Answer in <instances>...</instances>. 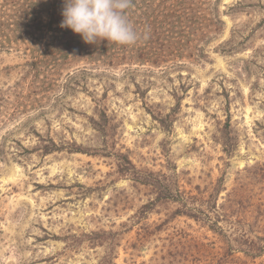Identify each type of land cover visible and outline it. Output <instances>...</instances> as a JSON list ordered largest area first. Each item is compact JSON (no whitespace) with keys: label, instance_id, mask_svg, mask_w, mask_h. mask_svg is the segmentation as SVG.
Returning <instances> with one entry per match:
<instances>
[{"label":"rangeland","instance_id":"rangeland-1","mask_svg":"<svg viewBox=\"0 0 264 264\" xmlns=\"http://www.w3.org/2000/svg\"><path fill=\"white\" fill-rule=\"evenodd\" d=\"M137 1L155 63L0 46V264H264L204 219L264 206V0Z\"/></svg>","mask_w":264,"mask_h":264},{"label":"trees","instance_id":"trees-1","mask_svg":"<svg viewBox=\"0 0 264 264\" xmlns=\"http://www.w3.org/2000/svg\"><path fill=\"white\" fill-rule=\"evenodd\" d=\"M0 1V46L4 44L22 43L28 48H37L42 54H55V57L62 55V53L65 54L67 52L65 51L66 47L67 49L70 48L73 50L72 54L77 50L78 52L76 54L78 55H91V52L99 50L111 62L114 60H128L131 62L136 58L140 61H148V57L152 59L150 60L152 63L161 60V55L152 51L146 52L141 47L144 40L148 43L154 42L158 38V35L162 34V31L161 29L156 30L153 20L149 16H145L143 12L142 17L138 16L134 18L133 14L137 12L131 6L136 3L138 11L141 2L139 4L137 0H132L130 8L126 12L128 20L141 37L133 45H118L113 42H107L106 40L100 43L98 42L97 44H87L79 34L73 33L68 28H61L59 25L63 19L61 15L63 1L60 7L53 6L55 3L54 0ZM12 34H18L21 37H15ZM73 37L76 38H74L76 45L69 42ZM119 170H124V167L119 166ZM242 203L239 199L235 200L234 195L227 193L224 203L218 206L214 203L212 207L213 215L205 214L204 219L210 222L208 227L213 232L223 236L227 230L220 225V222H224L226 225L228 224L232 228V231L235 230V232H238V240H236L238 244L248 247L253 253H262L264 252V231H262L264 227L259 225L262 228V234L256 235L254 232L257 231L254 229V226L256 221H264V206H262V203H259L254 209V206L246 209ZM182 205H185V201L182 202ZM250 205L251 203H248L247 207H250ZM197 210L199 209L194 211ZM174 213L186 214L194 219L198 217L195 212H185L178 208ZM252 227L253 229H251ZM247 232L250 236L253 233L252 237Z\"/></svg>","mask_w":264,"mask_h":264},{"label":"clouds","instance_id":"clouds-1","mask_svg":"<svg viewBox=\"0 0 264 264\" xmlns=\"http://www.w3.org/2000/svg\"><path fill=\"white\" fill-rule=\"evenodd\" d=\"M131 3L132 0H63L59 26L79 34L87 44L106 40L133 45L141 37L126 15Z\"/></svg>","mask_w":264,"mask_h":264}]
</instances>
